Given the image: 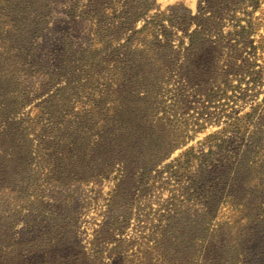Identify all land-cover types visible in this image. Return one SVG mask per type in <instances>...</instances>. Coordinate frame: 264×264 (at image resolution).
I'll list each match as a JSON object with an SVG mask.
<instances>
[{"label": "rangeland", "instance_id": "obj_1", "mask_svg": "<svg viewBox=\"0 0 264 264\" xmlns=\"http://www.w3.org/2000/svg\"><path fill=\"white\" fill-rule=\"evenodd\" d=\"M199 5L229 46L194 59ZM262 37L264 0H0V264H264Z\"/></svg>", "mask_w": 264, "mask_h": 264}, {"label": "trees", "instance_id": "obj_2", "mask_svg": "<svg viewBox=\"0 0 264 264\" xmlns=\"http://www.w3.org/2000/svg\"><path fill=\"white\" fill-rule=\"evenodd\" d=\"M91 2H94V0H90ZM97 2V1H96ZM123 11H125L124 9H122ZM205 10H208V12L210 13L208 17H205L204 16V11ZM206 12V11H205ZM126 13V12H125ZM197 14H198V17L194 18V21H195V24H196V28L192 31V33L188 36V40H189V45L188 47L185 49V56L189 57V58H196L198 57V54L201 52V53H205L207 52L208 50L212 51L214 49H216L217 47H219L218 49H222V48H225L226 46H229V43L228 41L226 43H222L220 42L219 40H216V41H211L210 39H206V35L207 33H210L211 29L214 28V27H217V24L215 22V20H212L214 18H212L214 15H217L218 17H220L219 15V12L213 8H209V9H202L200 7V5L198 6V10H197ZM103 17H108V15H104ZM158 16L155 14L151 17V22H148L146 23L143 27H141V29L139 31H135L132 35L135 36V35H138L140 34V32L142 33V31H146L147 33H150L151 32V57H152V60H153V63L154 64H160V62L164 63V57H161V54L159 55V51H163V52H171L170 48H169V44L167 43L166 39H165V42L164 44H161L153 35V29L155 27V24L157 23L155 20ZM127 21L125 23H122L120 25V28L121 29H125V26L127 24V22H129V19H126ZM151 24V27H148V24ZM254 26L257 27V23L256 22H250V20L247 21L246 25H241L239 23V21L236 22V24L234 26H232V31L229 33V36L233 37V40L235 43H238V42H241V43H244V45H246L245 43H248L246 40H247V36L251 33L252 30H257V28H254ZM147 33H143L144 34H147ZM94 34V38H96L98 36V32L97 30H95L93 32ZM131 36L130 38H128L127 40V44L125 45H131V46H134V47H137V43H132L130 42L132 37ZM166 38H167V35H164ZM264 37H262L260 39V41L263 39ZM129 41V42H128ZM99 42L95 41L94 44H97ZM133 44V45H132ZM249 44V43H248ZM214 45V46H213ZM127 46V47H128ZM251 47V45H249ZM216 47V48H215ZM261 48V42L259 43V49ZM251 49L254 50V47H251ZM97 50V47H93L92 49V52L95 53ZM127 50L129 51L130 48H125V50L123 51V55H127L129 52H127ZM138 50V49H136ZM209 51V52H210ZM220 51V50H219ZM2 53V51L0 50V54ZM73 74V73H71ZM252 74L254 73H250V75L252 76ZM252 78V77H251ZM251 80H254V79H251ZM181 134H176L175 137H173V140H175L177 143L178 141H180L181 139ZM208 138L207 139H214L215 137V134H212L210 136H207ZM170 138L164 136L163 138V141L168 142ZM172 140V141H173ZM176 143V144H177ZM107 144H110V143H107ZM156 144V141L154 140V138H151V149H152V145H155ZM102 146V145H101ZM153 148H158L160 150H157L159 152H161V150L163 149L162 145L159 146V147H156L153 146ZM101 154L103 155H108L110 153L112 154H120L122 153L123 151H125V147L122 146L120 143H118V141H114L111 145H108V146H104L101 148ZM157 151H153V153H151V164L152 162H154L155 160H158L160 158V156L158 155ZM209 153V152H208ZM192 158V154H191V150H187L185 152H183L180 156H178L177 158V167L179 169H182L183 166L185 165H188ZM264 162V161H263ZM264 165V163L262 164ZM180 172L179 171V175H180ZM149 174L147 172H145V169H143V172L141 174V178L142 180L146 177H148ZM237 176L238 174H235L234 175V178H235V181H233V183H236V179H237ZM245 179V178H244ZM239 191H243V190H239ZM236 192V193H239ZM244 191H247V190H244ZM245 195L243 196H238V205L237 207L239 209H241L240 212H245L244 211V205H242V200L244 199ZM244 218V217H243ZM238 222H234V226L237 225ZM240 230V228H238ZM229 231H223L221 233V235L223 234V237L224 238V242L226 241V238L228 236V233ZM220 235V237H221ZM241 236L242 237H247V240L250 241L251 243L252 242H255V241H259L258 242V245H260V248H261V244L263 242V240L259 239L258 236H257V231L255 230H250V229H247V231H244L243 233H241ZM235 237H231L229 239V243L232 244V240L234 239ZM226 243H228V241H226ZM250 243V244H251ZM249 245V244H248ZM257 249V248H256ZM254 249V251L256 250ZM233 249V245H227V246H222V245H218V246H213V247H210L209 249V257H213L215 258L216 257V252H219L220 256L222 255V253L224 252H232ZM260 250V249H259ZM252 248L250 247V245L245 249V252L243 251L242 253V256L243 257H247L249 258L251 252H252ZM261 251V250H260ZM259 251V252H260ZM259 252L258 254H255V255H259ZM264 253H261L260 255H263ZM255 256H252V258H254ZM251 258V259H252ZM216 259V258H215ZM246 264H251V262H247ZM256 264V263H255Z\"/></svg>", "mask_w": 264, "mask_h": 264}]
</instances>
